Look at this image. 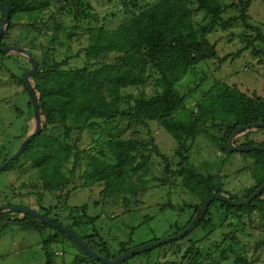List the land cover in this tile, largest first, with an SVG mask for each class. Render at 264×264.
Returning <instances> with one entry per match:
<instances>
[{
  "label": "rangeland",
  "instance_id": "1",
  "mask_svg": "<svg viewBox=\"0 0 264 264\" xmlns=\"http://www.w3.org/2000/svg\"><path fill=\"white\" fill-rule=\"evenodd\" d=\"M23 5L14 18L15 25L5 29L4 47L27 50L37 61L40 72L65 61L62 70L112 67L120 63L122 53L108 48L96 57L89 48L98 31L115 35L143 11L161 0H73L82 7L58 0H13ZM195 10L194 25L201 40L216 45L218 60L202 61L191 68L175 89L185 98L182 118L192 120L203 96L217 83L235 86L248 97L264 102V0H253L248 9V23L258 32L246 30L241 21L222 25L205 12H196L194 0H187ZM221 19L238 18L239 0H220ZM0 11V25L2 23ZM33 65L27 57L11 52L0 57V161L11 158L36 130L37 119L26 87L24 75ZM157 72L150 66L144 82L121 90V110L127 112L138 98L148 99L160 93ZM34 88V80L31 77ZM45 135L63 136L61 128L45 123ZM90 123L98 127L87 128ZM69 134L73 154L62 168L69 176L74 154L79 153L78 167L70 184L56 190L44 188L45 180L34 164L37 159L22 156L0 173V207L13 206L35 211L79 236L98 255L114 260L122 243L134 249L171 237L187 225L201 200L188 192L179 173L189 169L212 178L225 196L242 200L258 185L264 169L257 157L244 153H226L222 143L229 140L232 124L220 120L198 123L193 136L174 139L158 122L148 128L128 120L71 122ZM153 141L167 158L171 174H165V162L153 155L147 174L131 175L125 193L101 195L103 187L87 178L90 161L104 157L112 163L113 140ZM264 145V131L252 129L235 136L232 145ZM127 201V206L124 205ZM88 207L91 223L72 209ZM197 214L195 215L196 218ZM25 218V221L24 219ZM194 218V219H195ZM206 226L195 229L188 237L140 254L124 264H237L234 257L223 259L222 252L232 250L247 259V264H264V215L259 212H236L213 205ZM23 221V222H22ZM37 220L20 213L0 215V264H46L47 253L53 264H94L75 243L50 230L37 226ZM84 240V239H83ZM91 240L94 244L91 243ZM109 253H103V248ZM56 253H62L57 256ZM115 257V258H114Z\"/></svg>",
  "mask_w": 264,
  "mask_h": 264
},
{
  "label": "trees",
  "instance_id": "2",
  "mask_svg": "<svg viewBox=\"0 0 264 264\" xmlns=\"http://www.w3.org/2000/svg\"><path fill=\"white\" fill-rule=\"evenodd\" d=\"M58 1H64L66 4L77 7L83 6L79 1ZM194 2L197 5L196 12L207 13L221 21L224 26L241 21L246 30L258 32V29L248 23V9L253 0H239L237 9L240 16L227 22L221 19L220 0H194ZM0 3L9 9V29H11L15 25L14 18L23 11V5L13 0H0ZM194 14L195 10L190 7L187 0H161L159 4L143 11L127 25L121 26L115 35L111 36L103 31H98L94 35L93 44L89 48L90 55L96 57L98 54L106 52L108 48H112L113 51L122 53L119 59L120 63L115 66L96 69L86 66L83 69L62 70L60 69L62 66L68 65V61H65L43 73L38 67L32 77L40 111L45 123L60 127L63 136L45 135L44 131H41L39 135L35 136L22 156L37 159L34 166L40 170L41 177L46 182L44 185L46 190L55 192L67 187L77 170L79 153L74 154V163L69 171V176H66L62 171L73 154L69 137L72 121L84 120L88 123L98 119H106L111 122L123 119L145 128H148V122H158L177 140L186 135L193 136L197 131L198 123L209 120H220L232 124L228 138L242 126L264 124V102L252 99L238 87L229 86L224 82H217L203 96L197 105V114L194 119L183 121L180 118L184 115L186 105L185 98L177 93L176 85L184 79L191 68L202 61L219 59L216 45L206 39L205 31L201 40L198 39L193 21ZM4 19L5 15L2 12V21ZM2 46L4 47L3 44ZM5 56L0 53V57ZM149 66L158 74L155 84L160 93L148 99L138 98L127 112L122 111L121 90L130 85L142 84ZM22 84L26 87L23 78ZM96 127H98L96 123L87 125L89 129ZM258 130L264 131V129ZM226 146L227 141H224L222 150L228 153ZM254 146L264 147V145L253 143L239 145V147ZM153 155L165 162V174L166 176L170 175V163L160 153L153 141L113 140L110 143L112 163L106 162L103 156L93 158L89 164L91 173L87 178L94 179L101 184L103 187L101 195L104 197L125 193V185L131 175H145L149 172ZM246 155L257 157L259 164L264 169V152H252L246 153ZM7 160L5 158L0 165ZM8 167L9 165L2 172L6 171ZM179 174L183 187L197 196L201 203L187 225L179 229L174 236L189 227L195 215L212 194L224 195L212 178H206L189 169L182 170ZM263 184L264 176L242 200L237 201L233 196H230L229 199L235 202L247 200ZM216 203L236 212H259L264 215V192L250 204L242 207H231L227 203L215 201L210 205L206 215ZM124 205L127 206L126 200H124ZM87 211V206L74 208L70 215L78 213L91 223L93 219L88 216ZM205 217L196 229L208 224ZM23 219L25 221V218ZM34 226L33 229L37 231H39L37 226L52 230L38 221ZM54 231L68 239L60 231ZM68 240L73 243L70 239ZM120 247L117 257L131 250L129 242L122 243ZM103 253H106V257H108L109 253L105 247ZM147 253L149 252L145 254ZM228 255L233 256L237 264H247L246 258L233 253L231 249L222 252L224 260L229 258ZM45 257L46 264H53L47 253H45ZM90 260L94 264H103Z\"/></svg>",
  "mask_w": 264,
  "mask_h": 264
},
{
  "label": "water",
  "instance_id": "3",
  "mask_svg": "<svg viewBox=\"0 0 264 264\" xmlns=\"http://www.w3.org/2000/svg\"><path fill=\"white\" fill-rule=\"evenodd\" d=\"M0 11H2L5 15V19L3 20V22L0 25V53H2L4 55H7L11 52L18 53L24 57H27L33 65L32 69L24 75L23 79H24V83H25L28 95L30 97V100L32 101L34 113H35V116L37 119L36 130L25 140V142L23 143L20 150L14 156L9 158L7 160V162H5L4 164L0 165V173H1L8 165L12 164L13 161L17 160L20 156H22L23 153L25 152V150L27 149V147L30 145V143L35 138V136H37L41 133L42 121H41V111H40V107H39V103H38V98H37V95L34 91L33 86L30 83L31 77L35 74V72L38 69V63L35 60V58L25 49L14 47V46H11V47H3L2 46L1 42H2V38L5 34V29L10 24V13H9V9L6 6H4L2 3H0ZM252 129H264V124L263 123L250 124V125H246V126H242V127L238 128L231 135V137L229 138V140L227 142V146H226L227 151L229 153H244V154L252 153V152H264V147H259V146L234 147L232 145V142H233L236 135H238L240 133H244V132L252 130ZM263 192H264V184L261 185L253 193V195H251L250 198H248L247 200L241 201V202H235L233 200H230L229 197H227L225 195H220V194H216V193L212 194L208 198L206 203L200 208V210H199L196 218L193 220V222L183 232L179 233L178 235H176L174 237H171V238H168V239L156 242V243H151L148 245H144L142 247H137V248L131 249L128 252H126L125 254L117 257L114 260H111V259H108V258H105V257H102V256L96 254L86 244V242L83 239H81L79 236H77L69 228L64 227L61 224H58L57 222L52 221V220L48 219L47 217H45V216H43V215H41L35 211L25 209V208L13 207V206H4V207H0V215L5 214V213H10V214L20 213V214H23L25 216H30V217L34 218L35 220H37L42 225L47 226L48 228L60 231L68 239H70L73 243H75L78 246V248L81 250V252L86 257H88L94 261H98L100 263H103V264H124L126 261H128L131 258H134L137 255L152 251L158 247L164 246V245L172 243V242L180 241V240L186 238V236L191 234L196 229V227L201 223V221L206 216V214L210 208V205L213 202L219 201L222 203H227L231 207H242V206H246V205L250 204L253 200H255L258 196H260Z\"/></svg>",
  "mask_w": 264,
  "mask_h": 264
},
{
  "label": "crops",
  "instance_id": "4",
  "mask_svg": "<svg viewBox=\"0 0 264 264\" xmlns=\"http://www.w3.org/2000/svg\"><path fill=\"white\" fill-rule=\"evenodd\" d=\"M3 160H4V159H3ZM3 160H2V161H0V164L3 162ZM37 232H38V231H37ZM92 241H93V240H91V243H92V244H94Z\"/></svg>",
  "mask_w": 264,
  "mask_h": 264
},
{
  "label": "built area",
  "instance_id": "5",
  "mask_svg": "<svg viewBox=\"0 0 264 264\" xmlns=\"http://www.w3.org/2000/svg\"><path fill=\"white\" fill-rule=\"evenodd\" d=\"M56 255H57V256H60V255H62V253H56Z\"/></svg>",
  "mask_w": 264,
  "mask_h": 264
}]
</instances>
